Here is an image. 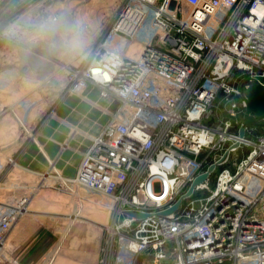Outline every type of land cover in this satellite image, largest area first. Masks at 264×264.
I'll list each match as a JSON object with an SVG mask.
<instances>
[{
  "label": "built area",
  "instance_id": "2783aa9c",
  "mask_svg": "<svg viewBox=\"0 0 264 264\" xmlns=\"http://www.w3.org/2000/svg\"><path fill=\"white\" fill-rule=\"evenodd\" d=\"M61 68L67 91L94 85L116 108L73 175L0 160V183L17 168L37 177L0 197V245L52 187L107 210L100 264H264V129L239 134L245 90L264 84V0H115L86 62Z\"/></svg>",
  "mask_w": 264,
  "mask_h": 264
},
{
  "label": "rangeland",
  "instance_id": "374dc122",
  "mask_svg": "<svg viewBox=\"0 0 264 264\" xmlns=\"http://www.w3.org/2000/svg\"><path fill=\"white\" fill-rule=\"evenodd\" d=\"M114 3L115 0H0V5H3L7 14H10V16L6 18L8 25L14 21L16 15L25 11H29L31 14L30 19L25 18L24 21L36 23L53 19L54 14H57V20L61 22V26L55 32L50 33L47 39L39 40L34 43L23 42L30 47H25L26 50L29 49L33 54L39 56L37 60L35 59L33 61L34 64L31 62L29 64V62L26 61L23 55L25 49H23L20 44L22 41L10 40L6 37L0 39V49L3 50V52L0 53V70H6L7 68L11 69L12 73H20L19 76H24L23 79H25L24 87H21L20 90H18V87L16 88V84L12 83L7 87L8 89H5L7 93H11L6 101L11 104L21 97L24 99H31L29 102L25 101L28 109H17L18 114L21 115L20 118L23 117V122H18L15 117L7 121V123L10 124L7 127L9 137H11V134L15 137L20 136V138L28 136L25 128L29 130L34 128V131H36L39 126V118L37 117L39 109L49 105V109L55 110L69 97L78 99L83 98L92 107V114L88 116L78 115V121L86 123L91 119H95L96 125L94 128H97V130L105 125L112 111L114 99L112 97L102 96L98 88L94 85L88 86L80 93H70L67 89L63 88V81L66 73L65 69L61 68V66H63V64L74 66L80 63L82 65L86 62L85 58L87 57V53L99 41L104 33L107 14L111 11ZM69 28L78 32L84 41L82 48L71 53L68 52L62 44V37ZM18 51L20 56L17 58ZM42 53L47 54L49 56L47 59L55 65L52 64L49 68V62L43 58L46 56ZM38 64H43L47 71L53 70L54 74L41 77L44 71L40 70L41 66H38ZM49 73H52V71ZM31 78L34 79L30 81L29 79ZM49 80L55 81V85L49 86ZM51 88H54V93H49L51 92ZM7 117L11 116L8 115ZM34 125H37V128H35ZM255 126L260 129L264 127V125ZM5 140H7V137ZM20 171L21 170L17 168L8 178L4 176L0 183L1 198H3V195H18L26 190L25 187H15L17 182L22 186V184H25L23 181L29 178L31 179L29 181L32 183L37 181L36 176L32 177L29 173ZM215 174L216 171L213 174L212 181L214 180ZM60 198L62 202L57 200ZM93 198L98 199V197ZM38 200L46 207L50 206L49 208L61 212L55 214V218L36 215V217L41 220L42 227L45 230V235L39 242L38 247L41 248L44 246V243H46L52 248L53 254L57 249L56 246L59 244V254L67 249H71L70 247L73 246L71 244V237L76 227L80 225L82 227L90 226L87 222H82L80 220L71 221V218H68V214H65L66 212L72 213L73 211H79L85 213L91 209L95 211V216H105L102 221L103 223L107 224L109 218V214L105 208L91 205L90 202H86L83 206H80L77 202L73 201L71 197L58 192L52 187L40 189L34 201ZM103 200L104 203L107 202L105 198H103ZM23 217L34 216L27 213ZM103 231L105 237L106 231ZM146 260L145 256H141L138 264H150L144 263ZM148 262H150V259H148Z\"/></svg>",
  "mask_w": 264,
  "mask_h": 264
},
{
  "label": "crops",
  "instance_id": "0c3cea01",
  "mask_svg": "<svg viewBox=\"0 0 264 264\" xmlns=\"http://www.w3.org/2000/svg\"><path fill=\"white\" fill-rule=\"evenodd\" d=\"M4 10V6L0 5V33H3L4 29L8 27L6 18L10 16ZM30 14L29 11L19 13L10 24L16 21H24L25 18L30 19ZM2 37L4 36L0 35V39ZM20 44L25 50V47L30 48L23 42H20ZM1 52L3 50L0 49ZM42 54L46 56L42 57L49 62L50 68L53 63L47 59L49 58L47 54ZM19 56L18 51L17 58ZM38 66H41L40 70L44 71L41 77L54 74L53 70L47 71L43 64H38ZM51 71L52 73H49ZM19 74L12 73L11 69L8 68L0 70V160L4 162L8 156L16 154L22 165L29 167L33 172L39 173L49 168V159H51L60 173L65 175L75 174L83 151L89 147L92 141V135L98 134L103 128L98 130L94 128L96 125L95 119H91L86 123L78 121V115H91L92 107L83 98L74 97L64 100L55 110L49 109V105H46L37 112L39 126L37 128V125H34L37 128L36 140L28 136L15 137L13 134L9 137L7 127L10 124L7 121L14 117L18 122L22 121L23 117L20 118L21 115L18 114L17 109H28L25 101L29 102L31 100L21 97L11 104L6 101L11 93H7L5 89H8L7 87L11 83L16 84L18 90L24 87V76L21 77ZM32 79L34 78L29 80ZM48 85H55V82L51 80ZM49 93H54V88H51ZM113 101L112 110L117 105V101ZM8 115L11 117H7ZM6 137L7 140H5ZM36 194L33 195L26 212V214L30 213L34 217L22 216L9 231L5 241L0 245L1 248H4V246L7 248L3 255L0 254V264H13L15 260L18 261L17 264H100L99 259L105 241L104 223L102 222L105 216L100 215L101 217H97L94 215L95 211L91 209L85 213L79 211L66 212L65 214H68L71 221L80 220L87 222L90 226L82 227L80 225L76 227L71 237V244L73 245L70 247L71 249L59 254V244L53 254L52 248L46 243L41 248L38 247L39 242L45 235V230L42 227L41 220L36 215L55 218V214L61 212L49 208L50 206L46 207L40 200L34 201ZM57 200L62 202L61 198ZM91 205L94 204L91 203Z\"/></svg>",
  "mask_w": 264,
  "mask_h": 264
},
{
  "label": "clouds",
  "instance_id": "9594fccd",
  "mask_svg": "<svg viewBox=\"0 0 264 264\" xmlns=\"http://www.w3.org/2000/svg\"><path fill=\"white\" fill-rule=\"evenodd\" d=\"M61 26L57 19H49L32 23L30 21H16L4 29V37L10 40H19L25 43H34L39 40L47 39L50 33L55 32ZM63 47L68 52L76 51L83 47L84 41L81 35L69 28L62 37Z\"/></svg>",
  "mask_w": 264,
  "mask_h": 264
},
{
  "label": "water",
  "instance_id": "95a60500",
  "mask_svg": "<svg viewBox=\"0 0 264 264\" xmlns=\"http://www.w3.org/2000/svg\"><path fill=\"white\" fill-rule=\"evenodd\" d=\"M248 98H247V112L244 116L243 124L239 128V134L243 137L246 134V127L250 125H264V120H260L264 118V84L261 83H252L249 87L245 90ZM235 145H239V143H235ZM229 154V150L227 149L222 158L219 160L220 162L223 161ZM216 167V163H211L206 171L198 175L193 182L191 183L189 189L186 193L181 195L175 204L165 210H162L161 213H169L175 210L181 203L182 199L188 195H190L194 189V187L205 180L210 172H212ZM127 213L131 215H143L141 212H135L132 210H128Z\"/></svg>",
  "mask_w": 264,
  "mask_h": 264
},
{
  "label": "bare ground",
  "instance_id": "6f19581e",
  "mask_svg": "<svg viewBox=\"0 0 264 264\" xmlns=\"http://www.w3.org/2000/svg\"><path fill=\"white\" fill-rule=\"evenodd\" d=\"M133 48L134 49H136V45L135 46H133ZM88 54V53H87ZM87 56V55H86ZM24 57L26 58V61H28L29 62V64H30V62L31 63H33V61L36 59H38V55H35V54H33V52L31 51V50H25L24 51ZM85 60H86V58H85ZM27 64V63H26ZM54 73V72H53ZM57 79V78H56ZM31 201V200H30ZM29 204H30V202L28 203V206H29ZM28 206H27V209L24 211V213H23V215H25L26 214V212H27V210H28ZM16 224V223H15ZM14 224V225H15ZM104 225H106V223H104ZM5 241V240H4ZM3 241V242H4ZM7 250V248H5V246H4V248H1V246H0V254H2L3 255V252H5Z\"/></svg>",
  "mask_w": 264,
  "mask_h": 264
},
{
  "label": "trees",
  "instance_id": "16d2710c",
  "mask_svg": "<svg viewBox=\"0 0 264 264\" xmlns=\"http://www.w3.org/2000/svg\"><path fill=\"white\" fill-rule=\"evenodd\" d=\"M263 129H264V127H263V128H261V129H260V128H258V130H263Z\"/></svg>",
  "mask_w": 264,
  "mask_h": 264
}]
</instances>
